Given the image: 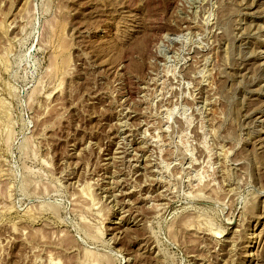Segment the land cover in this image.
<instances>
[{"label":"rangeland","instance_id":"1","mask_svg":"<svg viewBox=\"0 0 264 264\" xmlns=\"http://www.w3.org/2000/svg\"><path fill=\"white\" fill-rule=\"evenodd\" d=\"M0 264H264V0H0Z\"/></svg>","mask_w":264,"mask_h":264},{"label":"bare ground","instance_id":"2","mask_svg":"<svg viewBox=\"0 0 264 264\" xmlns=\"http://www.w3.org/2000/svg\"><path fill=\"white\" fill-rule=\"evenodd\" d=\"M163 195V194H162Z\"/></svg>","mask_w":264,"mask_h":264}]
</instances>
